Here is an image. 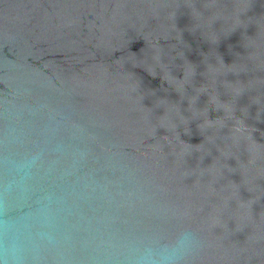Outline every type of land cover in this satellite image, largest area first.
Segmentation results:
<instances>
[{
	"label": "water",
	"instance_id": "water-1",
	"mask_svg": "<svg viewBox=\"0 0 264 264\" xmlns=\"http://www.w3.org/2000/svg\"><path fill=\"white\" fill-rule=\"evenodd\" d=\"M264 264V0H0V264Z\"/></svg>",
	"mask_w": 264,
	"mask_h": 264
},
{
	"label": "clouds",
	"instance_id": "clouds-1",
	"mask_svg": "<svg viewBox=\"0 0 264 264\" xmlns=\"http://www.w3.org/2000/svg\"><path fill=\"white\" fill-rule=\"evenodd\" d=\"M195 239L191 233H183L171 247H165L157 252L148 249L137 257L136 264H180V261L194 246Z\"/></svg>",
	"mask_w": 264,
	"mask_h": 264
}]
</instances>
